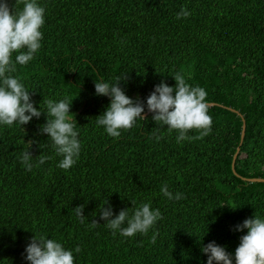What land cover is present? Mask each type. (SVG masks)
Returning <instances> with one entry per match:
<instances>
[{"label":"trees","instance_id":"obj_1","mask_svg":"<svg viewBox=\"0 0 264 264\" xmlns=\"http://www.w3.org/2000/svg\"><path fill=\"white\" fill-rule=\"evenodd\" d=\"M38 3L45 9L41 47L15 74L35 88L34 101L75 97L70 112L81 150L63 170L47 137L34 135L43 114L25 131L15 123L0 126V264H26L21 253L30 231L68 249L79 246L74 264H203L195 236L205 233L202 243L214 240L233 251L243 234L234 225L264 214V182L247 181L264 178V0ZM182 6L190 15L177 19ZM178 71L206 91L207 135L178 144L175 131L154 124L147 111L117 138L95 126L108 99L93 95L94 80L128 72L126 94L143 99L161 79L173 85ZM29 139L42 144L29 148L34 164L41 155L51 159L25 171L18 157ZM162 184L182 199L164 197ZM103 199L113 215L131 201L150 202L161 219L146 234L113 235L94 216ZM77 205H84L83 223Z\"/></svg>","mask_w":264,"mask_h":264},{"label":"clouds","instance_id":"obj_2","mask_svg":"<svg viewBox=\"0 0 264 264\" xmlns=\"http://www.w3.org/2000/svg\"><path fill=\"white\" fill-rule=\"evenodd\" d=\"M44 13L45 9L38 0H0V126L11 127L15 123L25 131L24 125L34 118L39 120L43 114V122L37 125L34 135L47 137L46 141H50L54 154L60 157L56 167L68 170L76 163L81 150L74 113L70 112L75 97L70 99L62 95L56 99L34 101L32 95L35 88L28 89L15 74L17 65L23 66L31 61L41 47L43 34L40 29L44 25ZM189 15L190 12L183 6L176 13L177 19ZM127 73L110 80L101 78L93 82V95L108 99L103 111L95 116V126L102 128L105 134L112 138L119 137L121 130L131 128L137 120H144L145 111L151 114L150 119L154 124L166 127L169 133L175 131V142L178 144L203 137L211 131L206 91L198 85L187 83L183 73L178 71L172 75L173 85L163 79L153 84L143 99L139 95L133 98L126 94L125 88L130 79ZM193 129L197 130V135H187ZM153 138L158 141L160 136L153 133ZM26 144L27 147L18 157L25 171L51 159L50 156L41 155L34 164L29 148L36 144L42 149V144L35 139H29ZM159 190L169 200L182 199V193L170 192L167 184H162ZM131 205L113 215V205L108 199L99 200L94 216L98 215L113 235L118 233L122 237L146 234L161 219L160 210L152 207L150 202L136 205L135 201H131ZM83 208L84 205L73 208L81 223L86 217L82 214ZM96 224L95 219L90 221V226ZM234 230L243 231V234L238 237L239 242L231 252L214 240L202 243L206 233L199 239L195 236L198 251L205 257L203 264H264V214L253 213L235 224ZM30 232L32 235L21 253L26 264H74L73 254L80 251L79 246L68 249L57 239ZM156 237L157 233L153 231L149 242L155 243Z\"/></svg>","mask_w":264,"mask_h":264},{"label":"water","instance_id":"obj_3","mask_svg":"<svg viewBox=\"0 0 264 264\" xmlns=\"http://www.w3.org/2000/svg\"><path fill=\"white\" fill-rule=\"evenodd\" d=\"M209 105H211V103H209ZM233 110V109H231ZM235 111V110H233ZM243 133H244V122L242 123V126H241V132H240V142L242 140V137H243ZM239 142V143H240ZM237 151H238V148H236V151L235 153L233 154V157H232V161H231V168H232V171H233V165H234V160L236 158V155H237ZM235 173V172H234ZM247 181H250V182H264V178H248Z\"/></svg>","mask_w":264,"mask_h":264}]
</instances>
